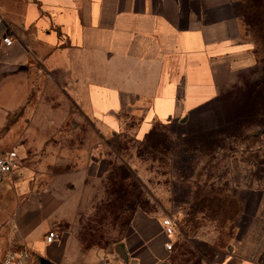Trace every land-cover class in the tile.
I'll return each mask as SVG.
<instances>
[{
  "label": "crops",
  "instance_id": "crops-1",
  "mask_svg": "<svg viewBox=\"0 0 264 264\" xmlns=\"http://www.w3.org/2000/svg\"><path fill=\"white\" fill-rule=\"evenodd\" d=\"M241 6L239 0H0V155L18 148L19 161L0 185V261L9 248L27 249L26 264L182 261L176 237L163 233V217L140 208L124 236L104 246L84 248L77 231L64 226L80 200L75 180L82 187L101 180L108 166L98 147L78 174L49 178L43 164H21L28 139L39 132L27 125L32 81L46 71L114 137L135 122V141L143 142L156 124L186 125L220 104L222 92L255 66ZM253 200L246 238L200 264H264V192ZM51 231L58 238L46 243Z\"/></svg>",
  "mask_w": 264,
  "mask_h": 264
},
{
  "label": "rangeland",
  "instance_id": "rangeland-1",
  "mask_svg": "<svg viewBox=\"0 0 264 264\" xmlns=\"http://www.w3.org/2000/svg\"><path fill=\"white\" fill-rule=\"evenodd\" d=\"M239 1L243 6L244 0ZM241 13L243 40L251 46L255 66L222 92L220 104L204 107L186 125L156 124L144 142L135 141V122L124 128L122 137H114L46 71L33 77L26 116L28 128L39 132L28 139L21 164H43L49 178L78 174L98 147L104 169L108 166L101 180L86 181L84 187L75 180L80 194L74 198L80 200L71 224L64 226L77 231L84 248L120 240L136 208L174 220L177 259L184 256L179 264H200L246 238L253 195L264 192V126L239 129L233 122L225 126L224 119L237 117L244 101L258 102L250 94L259 79L264 85V31L258 28L264 18L253 8ZM204 131H214L213 138L200 136ZM220 131L237 138L215 136Z\"/></svg>",
  "mask_w": 264,
  "mask_h": 264
},
{
  "label": "trees",
  "instance_id": "trees-1",
  "mask_svg": "<svg viewBox=\"0 0 264 264\" xmlns=\"http://www.w3.org/2000/svg\"><path fill=\"white\" fill-rule=\"evenodd\" d=\"M243 9L240 10V16L242 18V22L244 24V19L242 16L241 11H247L250 12V9H255V15L258 16V18L263 17L264 18V0H244L243 6H241ZM245 25V24H244ZM261 31H264V22L259 24V27ZM246 91V90H245ZM242 92V94H245L246 92ZM248 92V91H247ZM249 94V93H247ZM250 95H254L255 101H244L243 104L239 106V114L237 117L233 116V118L228 120L229 118L224 119L225 126H228L231 122L235 124L239 129L245 128L248 126H257L262 125L264 126V85L261 84V79L258 80V82H255L253 90ZM222 96V95H221ZM220 96V97H221ZM252 108V109H251ZM248 111L252 110V113L249 112V114H246V110ZM258 119V120H257ZM153 130L151 129L149 134L146 135L145 139L143 140H149L153 136ZM225 130V129H222ZM205 133H202L200 136H205L206 139L213 138V132L214 131H204ZM200 134V133H199ZM215 136H223V138H226L227 140L236 139V135H230L229 133H226L224 131H220Z\"/></svg>",
  "mask_w": 264,
  "mask_h": 264
},
{
  "label": "built area",
  "instance_id": "built-area-1",
  "mask_svg": "<svg viewBox=\"0 0 264 264\" xmlns=\"http://www.w3.org/2000/svg\"><path fill=\"white\" fill-rule=\"evenodd\" d=\"M2 42L6 46L11 45V41L8 38H4ZM18 166V155L15 151H7L0 155V185L7 180L10 175L15 171ZM162 230L164 235L168 239L175 237V222L170 217L162 219ZM58 234L51 231L45 236V242L51 243L57 240ZM173 242L169 241L166 245L167 251L172 250ZM30 252L25 248H9L3 254L0 264H26L31 258Z\"/></svg>",
  "mask_w": 264,
  "mask_h": 264
},
{
  "label": "water",
  "instance_id": "water-1",
  "mask_svg": "<svg viewBox=\"0 0 264 264\" xmlns=\"http://www.w3.org/2000/svg\"><path fill=\"white\" fill-rule=\"evenodd\" d=\"M38 264H49V263L42 259H38Z\"/></svg>",
  "mask_w": 264,
  "mask_h": 264
}]
</instances>
